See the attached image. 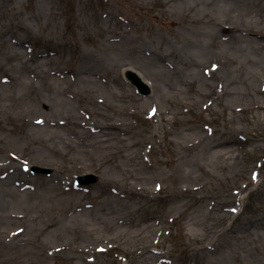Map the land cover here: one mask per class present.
I'll use <instances>...</instances> for the list:
<instances>
[{"label": "rangeland", "instance_id": "1", "mask_svg": "<svg viewBox=\"0 0 264 264\" xmlns=\"http://www.w3.org/2000/svg\"><path fill=\"white\" fill-rule=\"evenodd\" d=\"M235 26L264 0H0V264H264V41Z\"/></svg>", "mask_w": 264, "mask_h": 264}, {"label": "water", "instance_id": "2", "mask_svg": "<svg viewBox=\"0 0 264 264\" xmlns=\"http://www.w3.org/2000/svg\"><path fill=\"white\" fill-rule=\"evenodd\" d=\"M131 81L132 83L138 88V90L140 91L141 94L143 95H149L151 93V89L149 88V86H147L142 80L141 78H139V76H137V74L133 73V72H128L126 75ZM40 172H45L43 170H39ZM79 181L82 184H90L93 182L97 181V178L94 176H85L79 179Z\"/></svg>", "mask_w": 264, "mask_h": 264}, {"label": "bare ground", "instance_id": "3", "mask_svg": "<svg viewBox=\"0 0 264 264\" xmlns=\"http://www.w3.org/2000/svg\"><path fill=\"white\" fill-rule=\"evenodd\" d=\"M233 30L235 31V33H238V34H241V35H246V36H254V38H261L263 41H264V35H259L255 32H253V30H251L250 28H245V27H242V26H235L233 28ZM210 65L208 67H205V68H202L203 70L209 68ZM211 72V71H209ZM114 128V126H112ZM220 221L219 223H223L226 219H227V216H222V218H219ZM203 249H207L208 250V246H205Z\"/></svg>", "mask_w": 264, "mask_h": 264}]
</instances>
